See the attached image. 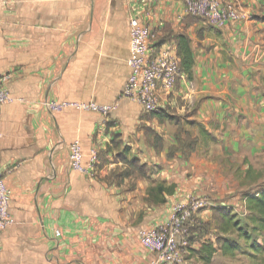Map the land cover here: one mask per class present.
I'll return each instance as SVG.
<instances>
[{"label":"crops","instance_id":"0c3cea01","mask_svg":"<svg viewBox=\"0 0 264 264\" xmlns=\"http://www.w3.org/2000/svg\"><path fill=\"white\" fill-rule=\"evenodd\" d=\"M221 1L243 16L218 29L187 16L179 0H0V77L11 98L0 111L11 218L1 264H162L138 233L166 224L172 207L191 197L206 206L193 216L177 264H264V229L250 225L249 240H239L220 231L218 214L232 209L245 220L243 196L263 182L264 0ZM131 19L149 29L156 47L176 49L178 35L189 40L192 79L182 74L159 97L168 118L150 117L121 95ZM48 101L85 108L49 113ZM103 106L108 114L97 110ZM169 107L184 114L192 136L171 121ZM172 123L173 136L165 127ZM147 129L162 137V149L151 146ZM187 134L196 143L186 155ZM75 143L85 173L69 168ZM123 149L145 166V177L119 176ZM161 183L174 186L172 194L148 201V188ZM218 237L237 241L238 251L222 256ZM208 243L206 261L211 248L198 252Z\"/></svg>","mask_w":264,"mask_h":264},{"label":"built area","instance_id":"2783aa9c","mask_svg":"<svg viewBox=\"0 0 264 264\" xmlns=\"http://www.w3.org/2000/svg\"><path fill=\"white\" fill-rule=\"evenodd\" d=\"M137 2H153L154 0H131ZM184 6L185 14L192 18L205 21L214 28H224L242 18L243 14L235 7L224 5L221 0H179ZM129 37L132 43V56L127 61L129 77L122 91V97L139 104L145 113L159 111L160 95L171 92L182 76L180 60L176 49L170 45L156 47L153 45V34L138 20L129 21ZM11 102V98L3 87L0 77V111L2 106ZM73 106L83 109V104H69L48 101L45 109L49 113H58ZM102 114L111 110L108 106L98 108ZM95 155L91 157V162ZM69 168L78 173H85L82 153L78 144H72L69 151ZM9 191L4 183L0 167V264L2 251V234L10 225L8 210ZM202 199L191 197L175 204L170 213L169 221L152 230H142L138 233V241L142 248L157 255L162 264H177L182 256L181 248L187 246L189 225L193 216L205 207ZM55 237H60L58 231Z\"/></svg>","mask_w":264,"mask_h":264},{"label":"trees","instance_id":"16d2710c","mask_svg":"<svg viewBox=\"0 0 264 264\" xmlns=\"http://www.w3.org/2000/svg\"><path fill=\"white\" fill-rule=\"evenodd\" d=\"M176 53L180 60V69L182 74L186 76V79L190 81L192 79V66H193V54L190 49L189 40L184 35H178L176 37ZM165 115L163 111H156L153 113H150V117L160 119L161 115ZM166 118H168L167 115H165ZM164 118V119H166ZM172 121V119H171ZM145 135L150 140V144L155 149H162L163 147V141L162 137L158 134H156L154 131L147 129L145 131ZM188 146L185 145L188 143ZM196 143V139H190L189 135L186 136V142L182 144V149H186V153L184 151V154H189L191 152V147L194 146ZM189 149V150H187ZM128 149H123L121 151V159L123 163L126 165V168L123 172L119 174L120 177H129L131 175H138L139 177H145L146 171L145 166L140 163V161L136 158H127ZM172 154V151L170 150L168 153V156L170 157ZM136 171V172H135ZM174 190V186H165L163 183L157 184L156 186L150 187L147 190L148 194V201L154 203L157 202L158 195H162L163 193H166L167 195L172 194ZM164 200L161 199L159 203H163ZM246 209L248 211V215L245 217L243 227L240 225V219H237L236 215L232 213V210L230 209H223L218 210V214L221 216L222 224L220 225V231L223 233H237V239L248 241L250 236L247 232V225L251 227V231L256 230H263L264 229V191L260 192L256 195H246ZM219 239H217L218 241ZM220 252L222 256H233L236 251L239 249V244L235 240L230 239H220ZM207 246L211 248L210 243L208 245H203L202 249L199 250L198 253L203 251V248ZM210 253L206 254V257L204 259L206 261H209L213 250L212 248L209 249Z\"/></svg>","mask_w":264,"mask_h":264},{"label":"rangeland","instance_id":"374dc122","mask_svg":"<svg viewBox=\"0 0 264 264\" xmlns=\"http://www.w3.org/2000/svg\"><path fill=\"white\" fill-rule=\"evenodd\" d=\"M198 21H203V20H201V19H198ZM179 103V102H178ZM180 104V103H179ZM169 114H173V117L171 118L172 119V121L173 122H177V123H180V129L181 130H183V132H187L188 134H190L191 136L193 135V131H194V129L193 130H191V128L189 127V125H186V121H185V118H184V121L183 122H181V118L182 117H184V114H181V115H178V114H176V111L175 110H171L170 109V107L168 108V110H166ZM147 117H148V114L146 115ZM188 123V122H187ZM182 124V125H181ZM165 127H167L168 128V130L169 131H171L172 132V136L173 135H175L176 133H177V127H176V125H174L173 123L172 124H168V125H166L165 124ZM197 132V131H196ZM189 138L191 139V137L189 136ZM185 142H186V138H185ZM116 144H119V142L117 141L116 142ZM188 144H189V142L188 143H186L185 145H187L188 146ZM118 147V146H117ZM115 147L114 149H117L118 151H120V147ZM191 147V149H193V146H189V148ZM187 150H189V149H187ZM129 156H131V154H130V152H129ZM112 160H114V157H113V159ZM123 169V166L121 165V166H117L116 168H115V171H114V174H117L118 172H119V170H122ZM136 172V171H135ZM260 175L261 174H257V181H258V178L260 177ZM263 182H262V184L261 185H259V187L257 186V188H255L254 190H253V192L254 193H252V194H247V195H256V194H258V193H260V192H263L264 191V176H263ZM256 181V182H257ZM243 197H246V195L245 196H243ZM230 210H232V209H230ZM233 212V211H232ZM236 217H237V215H236ZM238 218V217H237ZM240 218V217H239ZM240 225L243 227V223H244V220H243V218H240ZM246 228H248V229H250V227L247 225V227ZM228 238H234V235L233 236H229ZM217 239H221V237H218ZM219 240H218V242H219ZM236 264V263H235ZM237 264H239L238 262H237Z\"/></svg>","mask_w":264,"mask_h":264}]
</instances>
